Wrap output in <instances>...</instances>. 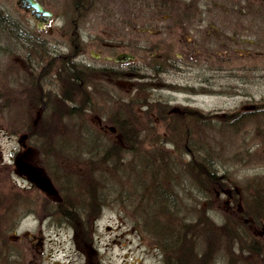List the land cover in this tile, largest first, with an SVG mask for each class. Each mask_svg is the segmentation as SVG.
<instances>
[{"label":"rangeland","instance_id":"rangeland-1","mask_svg":"<svg viewBox=\"0 0 264 264\" xmlns=\"http://www.w3.org/2000/svg\"><path fill=\"white\" fill-rule=\"evenodd\" d=\"M257 1L260 4L245 16L246 38L251 42L238 47L245 50V57L249 52L251 56L233 64H244L243 72L174 76L191 86L150 96L196 108L208 114L206 120L192 116L179 128L155 118L147 120L137 114L144 94L118 85L116 99L102 95L90 100L81 87L73 94L67 88L72 103L64 100L60 105L54 96L49 118L40 124L41 131L52 136L26 140L32 148L28 158L62 190L69 222L78 217L82 251L75 249L71 225L62 226L57 235V225L46 222L49 202L35 186L15 205L19 212L4 220L16 219L18 234L41 235L44 243L26 251L19 245L25 255L10 264H168L181 258L214 264L264 262V223L254 214V205L261 210L258 201H264V0ZM14 78V74L6 76L10 86L2 89L17 90ZM17 101L0 102V163L13 168L15 153L24 148L7 132L27 130L31 119H39L23 97ZM250 112L254 119L238 123V129L237 121L228 120L237 114L240 121ZM97 115L107 119L99 124ZM107 126L117 127L118 132ZM190 130L194 132L189 134ZM193 142L205 147L195 153L200 157L208 153V145L215 148L216 173L220 179L226 176L221 187L195 185L188 170ZM110 149L112 153L106 155ZM8 180L0 175V184ZM160 192L172 195L175 206L162 203L167 207L164 211L160 204L157 207ZM180 231L184 235L178 236ZM185 236V245L177 252L178 240ZM92 247L97 262L88 261Z\"/></svg>","mask_w":264,"mask_h":264},{"label":"flooded vegetation","instance_id":"flooded-vegetation-1","mask_svg":"<svg viewBox=\"0 0 264 264\" xmlns=\"http://www.w3.org/2000/svg\"><path fill=\"white\" fill-rule=\"evenodd\" d=\"M258 4L257 0H0V87L10 86L9 74H14L17 86L12 93L1 87L0 102L8 105L23 97L39 117L31 119L24 132H7L8 137L18 138L24 148L21 154L28 151L30 155L32 148L26 140L52 136L42 132L40 124L49 118L54 96L60 105L64 100L72 103L67 88L73 94L81 87L90 100L102 95L116 99L117 85L141 92L145 99L138 105V116L178 128L192 116L208 119L207 113L196 108L150 96L191 86L174 76L243 72L244 64H233L251 56L249 52L245 57V50L238 47L251 42L246 38L245 16ZM54 89L59 94L54 95ZM97 117L99 124L107 119L106 115ZM107 127L118 132L115 126ZM15 154V158L21 155ZM10 165L0 163V175L9 179L0 184V264L20 262L25 254L19 245L26 251L44 243L41 235L18 234L16 219L4 220L19 212L15 205L36 186ZM53 184L56 194L45 192L49 202L45 220L57 225V235L62 226L71 225L72 241L80 254L83 230L76 228L78 217L69 222L62 190ZM88 216L93 218L91 213ZM96 254L92 247L86 254L88 261L97 262Z\"/></svg>","mask_w":264,"mask_h":264},{"label":"trees","instance_id":"trees-1","mask_svg":"<svg viewBox=\"0 0 264 264\" xmlns=\"http://www.w3.org/2000/svg\"><path fill=\"white\" fill-rule=\"evenodd\" d=\"M264 105V104H263ZM264 109V106H261ZM255 113L254 112H250L248 115H244L242 120L238 121V116L237 114L232 115L230 118L229 117V121H237L235 126L236 129H238V123H242L246 124L247 120H249L250 118L254 119ZM248 118V119H247ZM232 123V122H231ZM123 132V131H122ZM125 134V133H124ZM117 146H120L117 144ZM192 148V152H193V159L191 160V164L189 167V172L191 174V177L193 178V181L195 182V185H197L198 187L203 186V188H205L207 185V183H211L213 186L216 185V187H221L222 186V181L223 178L226 177L224 176L222 179H220L221 177L217 175L216 173V169H218L216 167V163H214L215 159L212 158L213 156V151H214V147L213 146H209L208 145V153H206V155H203L202 157L195 155L196 152H199L201 149H205L204 146H200L199 143H195L193 142L191 145ZM121 149V146H120ZM201 188V189H203ZM208 188V187H207ZM221 189V188H220ZM91 194V193H90ZM94 194V193H93ZM92 194V195H93ZM170 194L167 193H162L160 192V198H159V202H160V209L162 208L163 211L166 210V208L168 206H170L171 202L170 200H167ZM259 203V207L261 210H257V206L255 208L254 205V212L256 211V215H260V221L262 223H264V201H258ZM162 203H164L165 207ZM176 202L174 203L175 206ZM185 232H181L180 235H184ZM186 239V236L183 237L182 239L178 240V246L176 248L177 252H181V247H183L185 245V242H182ZM197 253V252H196ZM184 259V258H183ZM182 258L179 260V262H167L168 264H214V262H184ZM230 264H232V262H230ZM243 264H264V262H243Z\"/></svg>","mask_w":264,"mask_h":264},{"label":"water","instance_id":"water-1","mask_svg":"<svg viewBox=\"0 0 264 264\" xmlns=\"http://www.w3.org/2000/svg\"><path fill=\"white\" fill-rule=\"evenodd\" d=\"M28 151L15 159V165L19 172L26 175L38 188L46 193L56 194V189L50 178L44 175L41 168L28 161Z\"/></svg>","mask_w":264,"mask_h":264},{"label":"bare ground","instance_id":"bare-ground-1","mask_svg":"<svg viewBox=\"0 0 264 264\" xmlns=\"http://www.w3.org/2000/svg\"><path fill=\"white\" fill-rule=\"evenodd\" d=\"M179 130L177 129L176 130V132H178ZM192 132H194V130H190L188 133L190 134V133H192ZM187 133V132H186ZM185 134V133H184ZM111 150V149H110ZM110 150H108L107 152H106V155H110V152L112 153V150L110 151ZM191 162V160L189 161V163H188V166L190 167V163ZM167 200H170V202H171V206H174V203H175V198H173L172 197V195H170V197H168L167 198ZM160 204V202L158 201V202H156V206L158 207V205ZM178 233H181V231L180 232H178ZM178 236H181L180 234L178 235ZM177 237V236H176Z\"/></svg>","mask_w":264,"mask_h":264}]
</instances>
